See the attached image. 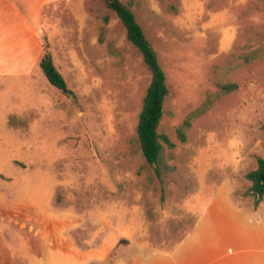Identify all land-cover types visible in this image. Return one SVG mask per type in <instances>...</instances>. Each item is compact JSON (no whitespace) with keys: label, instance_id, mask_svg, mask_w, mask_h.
Returning <instances> with one entry per match:
<instances>
[{"label":"rangeland","instance_id":"rangeland-1","mask_svg":"<svg viewBox=\"0 0 264 264\" xmlns=\"http://www.w3.org/2000/svg\"><path fill=\"white\" fill-rule=\"evenodd\" d=\"M121 1L167 75L171 169L158 177L140 147L152 72L117 12L106 0L50 4L22 65L0 57V264L174 252L212 205L254 217L264 204L246 176L264 157V0ZM46 53L68 91L44 74Z\"/></svg>","mask_w":264,"mask_h":264},{"label":"crops","instance_id":"crops-1","mask_svg":"<svg viewBox=\"0 0 264 264\" xmlns=\"http://www.w3.org/2000/svg\"><path fill=\"white\" fill-rule=\"evenodd\" d=\"M60 0H0V57L14 56L22 65L33 23L44 8ZM24 40V43H23ZM29 70L32 49L29 44ZM27 70V62L24 68ZM206 219V220H205ZM103 264H264V204L254 217L231 200L212 205L200 225L174 252L160 250L106 256Z\"/></svg>","mask_w":264,"mask_h":264},{"label":"trees","instance_id":"trees-1","mask_svg":"<svg viewBox=\"0 0 264 264\" xmlns=\"http://www.w3.org/2000/svg\"><path fill=\"white\" fill-rule=\"evenodd\" d=\"M106 2L125 24L128 39L141 51L152 72V80L139 115L137 132L145 159L156 175L161 178L171 169L164 159V142L169 146H174L168 136L159 132L165 100L169 94L167 75L142 25L137 21L134 11L121 0H106ZM40 65L48 80L55 87L67 88V81L50 54L46 53L43 56ZM234 86L224 85V89L229 90ZM182 137L184 138L183 134ZM246 176L251 183L249 191L255 197L257 205L264 199V157L258 159L257 166L251 169Z\"/></svg>","mask_w":264,"mask_h":264},{"label":"water","instance_id":"water-1","mask_svg":"<svg viewBox=\"0 0 264 264\" xmlns=\"http://www.w3.org/2000/svg\"><path fill=\"white\" fill-rule=\"evenodd\" d=\"M42 38L45 40V36H42ZM64 90L68 91V88H65Z\"/></svg>","mask_w":264,"mask_h":264}]
</instances>
